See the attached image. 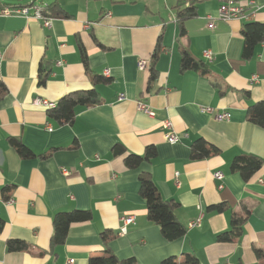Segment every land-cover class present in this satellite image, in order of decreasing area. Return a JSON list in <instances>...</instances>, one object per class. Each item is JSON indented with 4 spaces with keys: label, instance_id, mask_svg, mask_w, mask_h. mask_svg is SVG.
I'll list each match as a JSON object with an SVG mask.
<instances>
[{
    "label": "crops",
    "instance_id": "1",
    "mask_svg": "<svg viewBox=\"0 0 264 264\" xmlns=\"http://www.w3.org/2000/svg\"><path fill=\"white\" fill-rule=\"evenodd\" d=\"M52 1L0 0V9ZM57 1L66 14L50 15L48 27L35 18L0 14V81L6 88L0 99V264H68V259L88 264L102 253L104 229L117 234L109 242L114 254L134 257L138 264H161L173 255L182 259L184 253L197 256L198 264H264V127L247 120L249 104L264 103V42L246 57L241 33L245 23L264 22V0H254L244 18L216 19L211 29L206 15L216 16L221 0L200 1L180 40L172 8L177 0H164L156 9L139 0ZM158 40L157 77L149 86V60ZM180 44L204 61L207 75L179 70ZM206 49L212 51L211 61L202 55ZM138 60L148 66L139 69ZM43 63L51 72L38 85ZM95 75L109 81L94 82ZM92 87L98 103L76 107L70 123L56 125L46 106L32 103L36 98L55 103L67 92ZM138 100L154 115L140 111ZM219 112L229 118L216 119ZM164 120L171 122L177 142L165 139ZM9 136L19 137L35 154L51 149L50 154L22 158ZM198 138L218 152L191 159L190 145ZM116 143L134 154L154 146L156 155L127 168L123 156L113 155ZM242 153L263 160L248 180L229 168ZM141 171L150 172L163 198L178 202L175 215L186 228L183 236L166 240L148 219L138 192ZM218 203L226 208L207 210ZM72 209L90 210L92 218L72 223L64 242L52 247L53 216ZM233 212L246 214L242 234L233 242L216 241ZM122 215L135 217L124 234L119 232ZM198 217L199 225L189 227ZM8 239L29 246L8 251Z\"/></svg>",
    "mask_w": 264,
    "mask_h": 264
},
{
    "label": "trees",
    "instance_id": "2",
    "mask_svg": "<svg viewBox=\"0 0 264 264\" xmlns=\"http://www.w3.org/2000/svg\"><path fill=\"white\" fill-rule=\"evenodd\" d=\"M203 0H177L172 6L175 12V21L178 26L177 38L180 40L185 35V21L197 16V4ZM222 1V0H221ZM220 5V4H219ZM43 12L46 15L59 16L66 13L62 10L57 0L43 6ZM241 33L244 37L243 54L248 57L253 47L263 41L264 42V22H249L241 27ZM79 54L86 72L89 73L86 53L80 42L77 43ZM160 50L159 40L156 43L154 51L149 60V86L151 81L156 79L157 70L155 62ZM179 70H194L201 75H207L208 69L205 67L204 61L195 58L186 46L180 44V61ZM51 72V68L46 63L39 65L37 73V84L43 85ZM94 82H108L109 79L103 76H94ZM6 94V88L0 81V99ZM242 94L248 98V92L243 90ZM99 96L94 87L84 90H74L67 92L60 97L52 107H46V115L56 125L70 123L75 116V109L78 106H87L98 103ZM247 120L258 126L264 127V103L261 101L250 103L247 107ZM9 144L15 149L16 153L22 158H30L39 156L45 158L49 152L35 154L33 150L27 147L19 137H8ZM76 142V141H74ZM75 144V143H74ZM217 148L208 144L203 139L198 138L190 145V158L202 159L216 154ZM113 155L123 156V163L127 168H135L141 162H150L156 155L154 146H147L143 154L127 153L125 147L121 143H116L113 147ZM261 157L242 153L236 155L230 162V170L238 172L244 180L250 179L262 166ZM139 195L145 200L146 215L148 219L155 223L160 230L161 235L166 240H174L184 235L186 228L177 219L175 209L178 202L173 199L163 198L152 179L149 171H141L138 174ZM226 208L223 203L211 204L207 207L208 211L221 212ZM92 218L90 210L72 209L69 211H58L52 218V234L50 245L52 247L62 244L66 238L69 226L72 223L88 221ZM246 219V214H238L233 212L230 215L229 228L219 232L216 235V241L228 242L235 241L242 234V227ZM4 227V220L0 217V232ZM117 234L110 229H104L101 233V239L104 244L102 253L92 256L88 259V264H138L134 257L119 258L109 247V242ZM28 244L24 240L8 239L6 241V249L8 251H22L28 248ZM198 257L191 253H184L182 259L176 256H168L161 261V264H198Z\"/></svg>",
    "mask_w": 264,
    "mask_h": 264
},
{
    "label": "built area",
    "instance_id": "3",
    "mask_svg": "<svg viewBox=\"0 0 264 264\" xmlns=\"http://www.w3.org/2000/svg\"><path fill=\"white\" fill-rule=\"evenodd\" d=\"M254 5V0H222L220 2V5L217 8V15H206V18L208 20L207 26L208 28H213L214 27V21L216 19H221V20H231V19H241L246 16V10L248 7ZM0 14L4 15H10V14H19L23 15L28 18H35L38 19L42 22L44 26H49L50 21L52 19L51 16L46 15L43 12V5H38L34 2H30V4L27 5H18V6H7L5 8L0 9ZM203 57L211 61L213 59V54L212 51L209 49H206L202 52ZM2 57V52L0 51V60ZM60 62V61H59ZM137 66L139 69H144L146 66H148V62L146 60H138ZM107 72V71H105ZM123 94L119 95V98H122ZM35 105H42L46 107H52L54 106L55 103L49 102L47 100L41 99V98H36L32 102ZM137 108L142 111L143 113L147 114L148 116H153L154 111L150 108V106L141 101L138 100L137 102ZM202 111L212 113L214 110L213 108L209 106H201L200 107ZM214 117L218 120L222 119H228L229 118V113L228 112H219L215 113ZM163 126L166 129V132L164 134L165 139L171 143H175L178 141V136L175 135L171 131V122L169 120H164L163 121ZM214 176L218 179L222 178V174L220 172H215ZM134 215H122L120 216V227H119V232L121 234L126 233L127 231V226L131 223L134 222ZM200 223V217L196 218L195 220H192L189 222L188 226L193 227L197 226ZM72 259H68L67 263H71Z\"/></svg>",
    "mask_w": 264,
    "mask_h": 264
},
{
    "label": "rangeland",
    "instance_id": "4",
    "mask_svg": "<svg viewBox=\"0 0 264 264\" xmlns=\"http://www.w3.org/2000/svg\"><path fill=\"white\" fill-rule=\"evenodd\" d=\"M10 1L16 2L17 0H10ZM19 1L24 3V2H27L28 0H19ZM139 1L140 2H147L148 6L151 7L152 9H156V8L164 6V0H139Z\"/></svg>",
    "mask_w": 264,
    "mask_h": 264
}]
</instances>
